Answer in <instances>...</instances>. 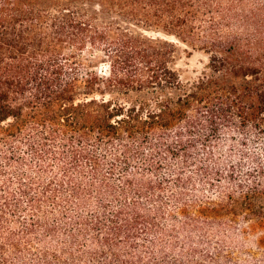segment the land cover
Listing matches in <instances>:
<instances>
[{
    "label": "trees",
    "instance_id": "1",
    "mask_svg": "<svg viewBox=\"0 0 264 264\" xmlns=\"http://www.w3.org/2000/svg\"><path fill=\"white\" fill-rule=\"evenodd\" d=\"M76 1L0 0V264L221 261L248 223L264 264V0H98L207 53L187 90L172 43Z\"/></svg>",
    "mask_w": 264,
    "mask_h": 264
},
{
    "label": "rangeland",
    "instance_id": "2",
    "mask_svg": "<svg viewBox=\"0 0 264 264\" xmlns=\"http://www.w3.org/2000/svg\"><path fill=\"white\" fill-rule=\"evenodd\" d=\"M98 0L90 1V0H80L73 2L74 6H76L85 16H88L90 18L95 17L98 19L96 21L97 24H101L104 22H115L117 23L121 28L128 29L130 32L143 36L148 39H159L162 41H168L172 43L175 46V53L173 56V62L171 63V68L177 73V75L180 78V81L184 87V89H189L198 79H200L204 74H207L208 71V63H209V56L204 51L200 50L199 48L193 49L190 44L182 42L179 38L176 36H172L166 32H164L161 28L156 26H144L142 24H138L136 22H132L129 20H126L122 17H119L118 15L114 13H108L104 11L102 8L98 6ZM85 57L87 58V61L84 60V62L88 65L87 69H91L92 71L96 72L99 76L105 77L107 76V65H106V59L101 53H94L89 55V53H86ZM177 93H174L176 95ZM95 97L99 98H105L107 100H111L114 103L122 104V105H128V102L138 98H146L144 94H138L135 95L134 93H131L128 96H123L117 92L108 93L106 92L104 95H101L99 93H96L94 95ZM82 98V97H80ZM222 146L224 147V150L226 153H229L228 150L230 148V144L228 145L227 142L223 141ZM225 151L220 152L222 154V157L225 156ZM251 228V229H249ZM241 229L246 232L245 237L247 238V242L245 241L242 243L243 248L237 249V245L239 242H241V237L236 238V244L234 245V248H223L221 250V261H213L209 257H198L197 255H191L187 256V263L185 264H227L225 262L224 258L227 257L226 254L233 257V264H253L250 256L256 253L255 248V240L260 237L261 235L258 233L259 230H257L256 225L254 223H248L241 226ZM240 229L235 226L234 233L240 234ZM225 232V231H224ZM196 233L193 235L192 240L194 244H196ZM236 235H234L235 238ZM192 243L191 245L194 246ZM213 248L217 247V242L213 241L211 243ZM233 247V246H232ZM198 251V253H203V255H206L208 246L206 245H195V247ZM218 249V247H217ZM214 250L209 249V252ZM188 253V251H187ZM178 254L173 255L172 257H177ZM210 254L208 253V256ZM212 256V255H210Z\"/></svg>",
    "mask_w": 264,
    "mask_h": 264
}]
</instances>
